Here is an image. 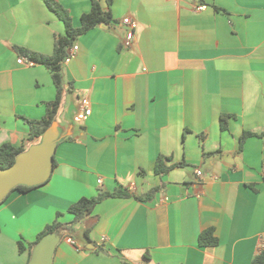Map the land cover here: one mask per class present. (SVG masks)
I'll use <instances>...</instances> for the list:
<instances>
[{
    "label": "crops",
    "instance_id": "crops-1",
    "mask_svg": "<svg viewBox=\"0 0 264 264\" xmlns=\"http://www.w3.org/2000/svg\"><path fill=\"white\" fill-rule=\"evenodd\" d=\"M56 1L76 28L91 11V0ZM111 13L64 63L51 179L0 204V264H28L58 213L69 223L81 198L117 190L129 196L94 209L91 242L79 253L62 239L53 264H251L264 251V137L242 148L241 137L264 132V0H113ZM125 17L137 22L130 49ZM65 34L44 0H0V147L38 143L27 120L57 96L48 68L19 64L18 49L51 56ZM83 98L92 113L79 122ZM161 155L184 165L160 177ZM211 228L219 244L201 247Z\"/></svg>",
    "mask_w": 264,
    "mask_h": 264
},
{
    "label": "trees",
    "instance_id": "trees-1",
    "mask_svg": "<svg viewBox=\"0 0 264 264\" xmlns=\"http://www.w3.org/2000/svg\"><path fill=\"white\" fill-rule=\"evenodd\" d=\"M44 2L46 3L47 7L64 23L66 34L56 38L54 52L51 56L42 55L40 53L25 49H18L34 64L44 65L48 68L57 91L56 99L53 102L47 104L46 115L42 119L34 121L27 120L30 128V140L37 142L40 141L48 128L56 121L59 111L63 105L66 95V81L63 66L69 56L70 49L75 45V42L81 36L88 34L101 24L111 23V6L113 4V0H106L108 5V9L106 10L102 7L99 0H91V11L81 17L80 26L76 28L73 25L72 17L70 16L69 12L62 5H60V3H58L56 0H44ZM216 9L220 12H225L220 8L216 7ZM229 118V116H222V130L227 129ZM252 136L264 137V132L261 134H255L251 132L244 133L241 137V148L243 147L244 142ZM27 149L28 148L26 147H15L9 143L3 144L0 147V169L11 167L15 163L16 158ZM169 161H171V159L168 157L162 155L158 157L155 169V172L158 176L162 177L168 174L174 168L184 165L183 163L168 165L167 162ZM34 188L36 187L19 186L14 191L26 193L33 190ZM160 189V187L152 189L147 193L146 198L151 199V197H153V195H155ZM126 196H129L128 192L117 190L114 192L102 191L93 198H81L68 209V213L74 216V219L69 223H62L60 218L63 216V214L58 213L56 220L52 224L47 225L37 236L36 241L30 245V259L34 247L43 237L48 234L57 233L62 239L73 238L76 240L78 226L81 224H85L83 235L88 242H91L90 233L97 223V219L91 217L94 209L106 199ZM218 244L219 240L215 235V230L212 228L204 231L199 236V245L201 247H215ZM23 250V244L20 243V251ZM251 264H264V251L258 254Z\"/></svg>",
    "mask_w": 264,
    "mask_h": 264
},
{
    "label": "water",
    "instance_id": "water-1",
    "mask_svg": "<svg viewBox=\"0 0 264 264\" xmlns=\"http://www.w3.org/2000/svg\"><path fill=\"white\" fill-rule=\"evenodd\" d=\"M60 141L61 132L54 122L40 141L21 153L11 167L0 169V204L19 186L38 187L51 179ZM61 240L57 233L43 237L34 247L28 264H53Z\"/></svg>",
    "mask_w": 264,
    "mask_h": 264
},
{
    "label": "built area",
    "instance_id": "built-area-1",
    "mask_svg": "<svg viewBox=\"0 0 264 264\" xmlns=\"http://www.w3.org/2000/svg\"><path fill=\"white\" fill-rule=\"evenodd\" d=\"M206 9V6L204 5H199L197 7L198 11H204ZM122 23L127 27V33L125 36V39L123 41V46L125 49H130L134 42H135V38H136V27H137V22L132 19L131 17H125L122 20ZM78 51V46H73L70 51H69V56L66 60V62L70 61L75 53ZM18 63L19 64H28V65H32L33 62H31L29 59H25V58H20L18 59ZM81 113L78 115L77 120L79 122H83L85 121L92 113L91 109H90V102L88 98H83L81 100ZM203 172L201 170H197V175L200 177L202 176ZM99 184H102V180H99ZM67 242L74 247V249L77 252H82L84 250V247L75 239L73 238H68Z\"/></svg>",
    "mask_w": 264,
    "mask_h": 264
},
{
    "label": "rangeland",
    "instance_id": "rangeland-1",
    "mask_svg": "<svg viewBox=\"0 0 264 264\" xmlns=\"http://www.w3.org/2000/svg\"><path fill=\"white\" fill-rule=\"evenodd\" d=\"M77 238L79 240V243H82V244H86V242H88L85 238V236L83 235V231L81 229L80 226H78V233H77Z\"/></svg>",
    "mask_w": 264,
    "mask_h": 264
}]
</instances>
